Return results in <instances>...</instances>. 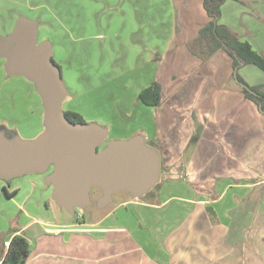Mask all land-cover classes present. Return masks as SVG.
I'll return each instance as SVG.
<instances>
[{
	"label": "crops",
	"instance_id": "1",
	"mask_svg": "<svg viewBox=\"0 0 264 264\" xmlns=\"http://www.w3.org/2000/svg\"><path fill=\"white\" fill-rule=\"evenodd\" d=\"M182 9L187 17L189 7L185 11L182 5ZM33 22L37 27L36 44L50 45L46 32L40 33L47 28ZM207 22L196 28L186 20L183 28L178 24L180 32L188 31L183 42L187 49ZM219 23L264 57V0H225ZM175 36L174 24L163 46L151 50L157 56H150L135 68L134 77L147 80L140 91L155 81L161 85L163 96L164 87L158 82L159 56L170 48ZM221 51L209 59L190 51L189 55L202 67L211 68ZM4 63L0 57L1 90L6 91L5 102H0V118L14 120V114H2L9 108L16 114L19 93L9 89L11 79L3 81L7 77ZM249 66L239 69L240 77L249 86L264 84V76ZM175 78L173 75L171 79ZM29 89L27 95L38 108L35 129L40 134L44 130V109L34 87ZM222 92L215 102L213 119L202 122L199 118L197 128L192 119L188 120L182 145L193 136L189 152L178 157L183 162L181 169L175 166V172H171L173 169L168 168L155 197L129 195L98 218L80 221L76 217V222H63L50 208L54 203L52 187L45 174H27L7 181L0 178V250H6L12 236L23 235L32 244L25 264H264V115L243 98L239 88ZM123 119L115 125L96 116L88 123L107 129V135L115 141L135 136L144 141L156 139L158 127L153 110L136 121ZM162 157L166 158V166L173 165L170 155L162 153ZM171 174L178 176L169 177ZM257 175L259 181H255ZM249 179L252 182L246 181ZM208 181L214 182V198L205 195L209 190L203 184ZM234 198L249 203L238 211ZM236 220L239 225L245 224L241 230L237 224L234 226Z\"/></svg>",
	"mask_w": 264,
	"mask_h": 264
},
{
	"label": "rangeland",
	"instance_id": "2",
	"mask_svg": "<svg viewBox=\"0 0 264 264\" xmlns=\"http://www.w3.org/2000/svg\"><path fill=\"white\" fill-rule=\"evenodd\" d=\"M186 1L0 0V34H9L19 17L44 24L47 29L45 31L42 28L40 33L46 32L51 43L52 60L60 69L68 93L60 104L62 112L78 113L85 123L100 116L105 123L115 122L118 125L125 120L123 117L136 121L143 113L153 110L158 135L155 140L144 142L155 148L159 155H170L173 164L171 167L166 166V158L162 157L157 183L160 184L168 168L174 170L177 166L181 169L183 162L178 157L186 156L189 152L188 143L193 136L182 145L186 139L184 132L188 129V120L192 119L196 128L199 118L202 122L210 121L215 117V102L222 91L239 88L232 75L231 60L224 51L219 52L211 68L202 67L189 55L183 44L188 31L180 32L178 24L183 28L186 20L196 28L208 17L200 5L201 0H192L190 4ZM177 2H180L178 6ZM182 5L185 11L189 7L187 17L182 13ZM174 24L175 39L170 48L159 56L158 62V82L164 87L163 99L158 107H146L138 101L137 95L147 80L136 79L134 70L141 67L150 56H157L151 50L163 46L168 30L173 29ZM248 68L264 76L256 67ZM125 75L129 77L126 79ZM173 75L176 76L174 80L171 79ZM3 78V81L11 79L9 89L19 93L15 99V104L18 103L16 114L12 113L11 108L2 113L5 116L14 114V120L0 118V136L17 145L37 138L40 135L36 134L35 129L38 108L27 95L30 87H34L33 90L37 92L35 85L21 76L7 75ZM1 87L0 82V92L3 93L0 94V102H5L6 91H2ZM107 133L103 146L115 141ZM51 170L45 175L48 176ZM173 170L171 172H175ZM260 179L257 175L255 181ZM246 181L252 182V179ZM213 184L212 181L203 184L204 189L209 190L205 194L208 198L215 192ZM128 196L129 193L125 191L115 193L111 195V201L101 208V191L92 188L88 193L89 204L85 208H73L72 213H67L55 203H50V208L56 211V217L63 222H76V217L80 221H90ZM240 199L234 198V202L239 204L235 208L243 211L244 204L249 202ZM209 222L213 224L214 220L210 218ZM236 222L234 226L237 224L240 230L245 225ZM228 233H232L231 230Z\"/></svg>",
	"mask_w": 264,
	"mask_h": 264
},
{
	"label": "water",
	"instance_id": "3",
	"mask_svg": "<svg viewBox=\"0 0 264 264\" xmlns=\"http://www.w3.org/2000/svg\"><path fill=\"white\" fill-rule=\"evenodd\" d=\"M36 22L20 17L11 32L0 37V57L7 75L21 76L35 85L44 109V130L19 145L0 136V178L10 180L27 174H45L52 200L67 213L89 204L92 188L101 191L99 207L116 192L142 197L160 178V155L135 136L111 141L94 123H72L60 104L67 95L59 67L52 61L50 45L36 44ZM235 76V74H234Z\"/></svg>",
	"mask_w": 264,
	"mask_h": 264
},
{
	"label": "trees",
	"instance_id": "4",
	"mask_svg": "<svg viewBox=\"0 0 264 264\" xmlns=\"http://www.w3.org/2000/svg\"><path fill=\"white\" fill-rule=\"evenodd\" d=\"M201 1L208 22L198 31L194 40L188 44L190 53L209 59L216 52L224 51L231 59L232 75L243 98L252 102L257 107L258 112L264 115V84L249 86L238 74L241 67L249 65L264 73V57L255 52L249 43L240 40L238 35L219 23L220 8L225 0ZM137 99L145 106L158 107L162 101L161 85L155 81L152 82L138 93ZM63 114L72 123H85L78 113L65 111ZM161 165L162 160L160 159V174ZM154 188L158 190L160 184H156ZM147 195L154 196V192L150 190L143 196ZM31 252L32 244L28 238L23 235H14L11 237L6 250H0V258L2 264H25Z\"/></svg>",
	"mask_w": 264,
	"mask_h": 264
},
{
	"label": "built area",
	"instance_id": "5",
	"mask_svg": "<svg viewBox=\"0 0 264 264\" xmlns=\"http://www.w3.org/2000/svg\"><path fill=\"white\" fill-rule=\"evenodd\" d=\"M0 264H2V259L0 258Z\"/></svg>",
	"mask_w": 264,
	"mask_h": 264
},
{
	"label": "flooded vegetation",
	"instance_id": "6",
	"mask_svg": "<svg viewBox=\"0 0 264 264\" xmlns=\"http://www.w3.org/2000/svg\"><path fill=\"white\" fill-rule=\"evenodd\" d=\"M1 37V36H0ZM52 169V168H51Z\"/></svg>",
	"mask_w": 264,
	"mask_h": 264
}]
</instances>
